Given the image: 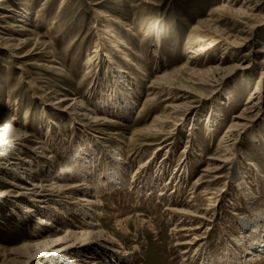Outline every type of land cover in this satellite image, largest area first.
<instances>
[{
  "label": "rangeland",
  "instance_id": "1",
  "mask_svg": "<svg viewBox=\"0 0 264 264\" xmlns=\"http://www.w3.org/2000/svg\"><path fill=\"white\" fill-rule=\"evenodd\" d=\"M2 1L4 11L11 7L15 12L7 14L10 18L0 19L1 38L14 35L12 44L17 48L20 37L34 39L36 35L48 46L35 50L31 41L15 51L0 48V135L13 130L28 136L24 146L12 142V135L0 136V159L17 162L19 175L30 174L35 184H52L51 191L62 204L69 201L62 197V189L81 181L59 180L61 167L77 156L74 153L84 152L95 160L86 179L89 188L85 195L96 186L94 182L108 178L105 172L116 162L126 187L115 185L109 192L100 191L96 198L101 213L98 222L101 230L130 253L129 264H188L180 254L185 247L180 243L193 239L194 247L188 254L191 264H200L204 256L210 257L213 264H234L243 251L259 245L260 234L241 245L238 241L244 232L241 222H264V104H259L264 98V11H253L247 0ZM99 1L102 4L95 5ZM24 2L28 3V21L18 14ZM110 18L120 20L127 28H118ZM11 24L28 31L19 35L21 29H10ZM102 29H112V33L127 40L125 53L133 66L126 69L107 43L103 51L109 54L111 63L101 53L85 70L87 58L103 40ZM208 44L212 47L206 56L196 54L191 59L192 53ZM227 44L230 48L225 52ZM241 60L247 68L227 77L218 76L214 83L206 82L214 76L211 67L237 65ZM119 69L125 80L115 88L109 78ZM162 77L166 81L158 83ZM258 81L262 83L256 89ZM251 94V104L258 103L242 116L247 121L254 119V126L249 131L227 133ZM64 95L69 96L68 101L60 107L56 103ZM74 98L86 110L98 108L103 101L110 103L111 99L130 109L124 115L121 105L111 103L106 117L111 123H94L86 116L88 112H78L71 106ZM193 99L197 100L192 104ZM184 104L193 107L191 113L184 112ZM169 142H173V148H163ZM229 144L231 152L225 154L224 146ZM158 147L162 149L150 161ZM223 155L229 163L237 160L235 179L231 178L233 166L229 163L216 174L203 172L212 164L209 157ZM20 157L23 160H17ZM117 158L127 164L117 162ZM142 165L146 167L139 170L128 191L131 177ZM49 173L56 175V180L50 181ZM0 176V196L7 195L11 178ZM154 178L160 180L159 189L163 188V199L169 205L196 211L204 220L179 216L171 219L164 210L165 203L156 200L158 189L152 191V197L145 196L144 186ZM239 179L245 184H239ZM81 195L75 193L73 198ZM3 197L0 264H74L70 257L68 261L54 260L36 246L47 236L37 233L40 216L37 220L23 219V208L29 202L21 200L10 207L22 215L17 219L6 212L9 203ZM206 197H211L214 204L210 206ZM50 206L58 207L54 214L59 217L61 207ZM48 207L39 204L38 211ZM77 219L73 215L66 218L68 223ZM177 224L191 230L176 232L173 228ZM29 244L31 248H27ZM37 251L36 262H28ZM256 264H264V257Z\"/></svg>",
  "mask_w": 264,
  "mask_h": 264
},
{
  "label": "bare ground",
  "instance_id": "2",
  "mask_svg": "<svg viewBox=\"0 0 264 264\" xmlns=\"http://www.w3.org/2000/svg\"><path fill=\"white\" fill-rule=\"evenodd\" d=\"M247 1L250 5L249 7H251V9H253V11L254 10L255 11H257V10L264 11V0H247ZM1 2H3V1L0 0V19L10 18L9 16H7V14L10 12L14 13L15 10L11 7H8L9 9H7V11H4L3 4ZM102 2L103 1L96 2L95 5H101ZM228 3H229V1H228ZM27 6H28V3L24 2L22 5V8L21 9L19 8V13H18L20 18L22 20H26V21H28V19H29V10L26 8ZM42 9H43V7H42ZM39 10H41V9H39ZM109 21L112 24H115L118 28H121V29L127 28V25L123 24L122 22H119L120 20L117 21L113 18H110ZM9 28L10 29H21L20 31L17 32V34H19V35H22L24 32L28 31L27 29L22 28L21 26H19L17 24H11ZM111 30H109V31H108V29L107 30H105V29L101 30V33H103L102 34L103 40L102 39L100 40L101 41L100 47H96V49L92 53V56L87 58L86 63H85V66H86L85 70L86 69L88 70L90 68V66L93 64L94 60H95V62L97 61V59H98V57H100L101 53L103 54L102 57L106 59V62L111 63V57L109 56V54L108 55L104 54V51H103V47L107 43L118 54L120 62H122L123 65L124 64L126 65V69L129 67L128 65L133 66L132 60L125 53V50H128V45L126 43L127 40L124 41V39L117 32L112 33ZM3 36H4V34H3ZM14 37L15 36L12 34H10L9 38L4 39V38L0 37V48H2L4 50H8V51L13 49V51H15V50H18L17 48H19V46L21 44L31 42V41H34L33 42V48L35 50H37L41 46L42 47L48 46L47 42L41 40L42 38H37L36 35H34V37H35L34 39L30 38V39H24L23 40V38L20 37V39L18 40L19 45H17V48H14L15 46L12 44L14 41ZM245 41L247 42V40H245ZM211 47H212V45L208 44L207 47H203V48L199 49L198 51H195V53H192L193 56L191 57V59H195L196 54H199V56H202V57L206 56L209 53V49ZM237 47H239V46H237ZM229 48H230V44H227L224 51L225 52L229 51ZM243 61L241 60V63H239L237 65L227 66V67H221L222 63L218 64L216 66L214 65L215 67H213V68L211 67V69H209L210 73H212L214 76L213 77L211 76L212 80H208L206 82L214 83L218 76L219 77H225V76L227 77L228 74H230L234 71L243 70V69L247 68V66H243V64H242ZM122 71L120 69L117 70L116 73L118 75L116 73H113L112 76L109 78V80H113V82H114L113 86H116L115 88L118 87L117 86L118 82H122L125 80V79H123L124 73ZM165 79H163V77L160 78L158 83L162 82V81H166ZM261 83H262L261 81H258L256 89H257V87H260ZM167 88H170V87H167ZM179 90H181V89H179ZM183 92H185V94L189 97H190V95L191 96L193 95V94H191L185 90ZM186 95L182 94V96H186ZM253 96L254 95L251 94L248 97V100H250V101L249 102L247 101L244 104V107H242V111L240 112L239 116L235 117V119H234L235 122H234L233 126L229 128L227 133L231 134V133L237 132V130H239V129H242V131H249V129H251L254 126L255 122L252 123V121L254 119H251V121H247L246 118H244V116H242V115H245L248 110L254 108L257 105L258 100H257V103L251 104V100H252ZM68 97L69 96H67V95L62 96L57 101L56 104L61 105L60 107H62L63 103L64 102L66 103V101H68ZM196 100L192 101V104L195 103ZM70 101H72L71 106H73L78 112L81 110L83 112H88V114L85 113L86 116H90L94 120V123H111V121H107V118H106L107 114L109 113L108 110H109L111 103L115 107H117V106L119 107V105L122 106V103L119 100H115V99L112 100L111 99L110 103L108 101L107 102L103 101V103H100V106H98V108H96L94 110H86L82 106L81 101H78V99L76 100L74 98V99H71ZM259 101H261V102H259L260 105L264 104V98H263V101L261 100V98L259 99ZM246 105H247V108L245 107ZM119 108L122 109L121 112H123L124 115L127 114V112L130 109L128 107V105H126V104L124 106H122V108L121 107H119ZM183 110L185 113H191L190 111L193 110V107H191L190 105L184 104ZM77 113H76V115H77ZM98 113H104V115L100 117V116H98ZM170 114H172V113H170ZM181 115H183V114H181ZM195 126H196V124H195ZM195 126H193L192 130H194ZM262 129H264V126ZM207 130H209V133L212 132L211 131L212 129L207 128ZM0 133H1V131H0ZM6 135H12V137H14L12 142L17 141V144L20 143L22 146H24L28 142V136L26 134H21L18 131H13V130L7 131L0 136L2 137V136H6ZM231 140H232V138H231ZM231 140H230V142H231ZM228 143H229V141H228ZM172 144H173V142H169L168 144L163 145V148L169 147ZM191 144H193L192 140H191ZM22 146H20L19 148H23ZM231 146H232V144L224 146V153H225V151L230 150ZM171 148H173V146H171ZM161 149H160V147H158L156 150H154L152 152V157H151L150 161L154 160L156 158L157 152ZM230 152H231V150H230ZM74 155H77V156L70 158L67 162H65V165L61 167V169H60L61 175H59L61 178L59 180H61L62 183H68L73 178H77V179L79 178V179H81V181H77L76 183L72 184L71 187H69V185H68V187L63 188L62 191L60 190L61 192H63L62 197L69 200L65 204L60 203V201L57 200V197L54 196V193H52V191H51L52 187L54 188V186H52V184L50 186H42L40 184H35L32 181V177L30 176V174L25 173V175H19V173H18L19 164L17 162H10L8 160L6 161L5 158L0 159V174L10 176V178H11V180L7 183L8 185L11 186V189L9 190L7 195H1L0 196V200H3V198H4L3 196H5L6 197L5 199H7L6 200L7 203H9L6 205V208H7L6 212H11V214H13L14 216H17V219H21V216L23 215L22 217L26 221H29V219L32 217L36 218L35 220H37L38 217H36V216H40V218L38 219L39 223L37 224V228H38L37 233L43 232V234H45L47 237L45 240L39 242L38 245H36V246H41L42 250L47 251V253H49L48 257H52L54 260L63 259L65 261H68L67 259H68V257H70L72 259L71 263L73 262L74 264H81V263H83V264H102V260H105L106 258H108V256H111L106 264H129L131 261L130 253H128V251L116 239H114L113 237H111L110 235L105 233L103 230H101L100 229L101 224L98 222L100 220L101 213H100V208H99L100 203L98 202V200H96V198L98 199L99 194H101L100 191L105 189L106 191L109 192L111 190V187H113L115 185L116 186L118 185V187H120V185L122 187H126V185L123 181V178L121 176V173H120V168H119L120 166H116L115 165L116 162H115V164H112L110 169L107 170L108 172H105L106 176H108V178L105 176V178H107V179L103 180L101 183H99L100 180H98V182H94L96 184V186H94L92 188L91 192H88L87 195H85L86 191H88V188H89V186L86 182V179L88 178V175L90 174V172H89L90 167L93 164V162H95V160L89 156L86 157L84 152H79V153L77 152V153H74ZM17 160L21 161L23 159L20 157ZM116 160H117V162H120L123 165L127 164L126 162L122 161L121 158H117ZM209 160L212 162V164L209 165L208 167H206L205 169H203V172L208 173L211 171V173L216 174L220 170H222L223 166H226L229 163V160L224 155L223 156H217L216 158H212V157L210 158L209 157ZM236 161L237 160L229 163L231 166H233L231 168V178L232 179H235L238 176V168H237L238 163ZM145 167L146 166L142 165L140 168H138V171H136L135 174L131 177V181L128 183V187H129V188H127L128 191L131 190V188H130L131 184L133 182H135V179L137 178V176L139 174V170H143ZM122 169H124V166ZM24 170L27 171L26 168H24ZM104 171H105V169H104ZM2 172H4V173H2ZM48 177L50 178V181H52V182L54 180H56V178H57L56 175L51 174V173L48 174ZM0 179H1V176H0ZM159 181H157L154 178V179H151L149 185H146L148 183L145 184L146 186H144V188H145L144 190H147L145 196H147V198H148V196L152 195V191L156 192L154 190L155 188L158 189L157 192L155 193L156 200H157V202L159 201L162 204L165 203L166 207L164 208V210L167 212L168 215H170L171 219H174V217L176 218V216H179L180 218L183 217L184 219H189L191 217H195V218L204 220V218L202 216H197L196 211H190L191 209L186 210L183 208H178L177 204L173 205V206L169 205V202H167L163 199L164 198V190L162 187L159 189V186H160L158 184ZM239 184H241V185L245 184L244 179H239ZM165 185H163L164 188L166 187ZM44 187H46V188H44ZM118 189H120V188H118ZM12 190H15V192H13ZM133 190H134V188H133ZM11 192L13 193V195L9 194ZM75 193L76 194H83V195L78 196L77 198H73ZM134 194H136V193H134ZM208 194H206V195H208ZM161 197H162V199H161ZM93 199H95V200H93ZM206 199H207V197H206ZM21 200L26 201L27 204L29 202V205H27L25 208H23L24 211L22 212V215L15 214V212L10 207L14 206L15 203L20 202ZM207 200L209 201L208 204L210 206L212 204H214V202L210 201V200H213L211 197L208 198ZM39 204H49V207H48L49 210H41L39 212L38 211ZM50 204L51 205L57 204L58 206L61 207V211L59 212V217L54 214V211H56L58 207L56 208V206H50ZM57 212H58V210H57ZM71 215L77 216L78 218H80L81 221L79 219H77L76 221H73L72 223H68L66 218L70 217ZM30 220H34V219H30ZM85 220H88L89 222H85ZM183 220H181L180 223L183 222ZM178 224L175 225V227L173 228L174 230H176V232H178V231L183 232V231H187V230L190 231L191 230V229H186L187 227L183 228V226H180ZM241 225H242L244 232H242V237H240L241 240L238 241L240 243V245L246 241H249L251 239H255L258 234H260V236H259L260 241L256 243L259 245H256V247H254L253 250H250L249 252L243 251V253L240 254V256L235 260L234 264H244V263L256 264V262H258L260 259H262L264 257V236H263L264 235V222L261 224H257L256 222H253V223L241 222ZM179 235H180V233H179ZM261 237H262V239H260ZM195 240L196 239L184 241V242L180 243L182 246H185L184 248L181 249L182 252L180 254H182V256L183 255L185 256L184 258L186 261H188V264L192 263V261H191L192 257L188 258V254L191 251V249L194 247L193 242ZM26 246H27V248L32 247L31 244L26 245ZM38 252L39 251H37L35 253V255H30L28 257V262H31V263L36 262L37 256L39 255ZM248 254H249V256H248ZM82 255L85 256V258H83V260L80 259V257ZM200 264H213V262L211 261L210 257L204 256V257L200 258Z\"/></svg>",
  "mask_w": 264,
  "mask_h": 264
}]
</instances>
